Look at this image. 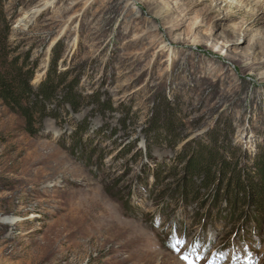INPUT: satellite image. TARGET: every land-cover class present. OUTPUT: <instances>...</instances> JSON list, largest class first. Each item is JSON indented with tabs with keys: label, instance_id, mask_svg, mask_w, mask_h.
I'll return each mask as SVG.
<instances>
[{
	"label": "rangeland",
	"instance_id": "obj_1",
	"mask_svg": "<svg viewBox=\"0 0 264 264\" xmlns=\"http://www.w3.org/2000/svg\"><path fill=\"white\" fill-rule=\"evenodd\" d=\"M0 35L59 86L34 134L0 101V264H264V0H0Z\"/></svg>",
	"mask_w": 264,
	"mask_h": 264
},
{
	"label": "trees",
	"instance_id": "obj_2",
	"mask_svg": "<svg viewBox=\"0 0 264 264\" xmlns=\"http://www.w3.org/2000/svg\"><path fill=\"white\" fill-rule=\"evenodd\" d=\"M3 40L0 35V47L2 51H4L5 46ZM26 59L25 61L23 60V64H19L18 59L12 60L8 64L6 59L0 61L2 67L7 64V66H4V71L0 66V101L12 112L23 117L28 130L31 134H34L36 132L33 131L34 124H40L43 120L45 104H50L55 99L59 86L55 74L50 73L36 89H33L31 87L32 68L28 69L24 66L27 63ZM69 95L71 97L69 99L66 97V102L75 106L76 104L73 101L75 96L71 92ZM35 114L39 116L36 117ZM168 144H172V141H169ZM181 159L183 161L188 160L187 184L191 187V191L208 188L213 184L214 179L219 173L217 170V157L210 156V154H193L188 151ZM220 173L222 172L220 171ZM226 173H229L228 169ZM226 173H222L221 177L224 178ZM254 181L255 192L260 203L263 205L264 172L260 173Z\"/></svg>",
	"mask_w": 264,
	"mask_h": 264
},
{
	"label": "bare ground",
	"instance_id": "obj_3",
	"mask_svg": "<svg viewBox=\"0 0 264 264\" xmlns=\"http://www.w3.org/2000/svg\"><path fill=\"white\" fill-rule=\"evenodd\" d=\"M30 217H34V216L31 215ZM30 217H29V218H30ZM19 221H20V219H16V218H15V219H11V220L8 219V218H4V219H2L0 222H1L2 224H12V225H13V224H16V223L19 222Z\"/></svg>",
	"mask_w": 264,
	"mask_h": 264
},
{
	"label": "snow or ice",
	"instance_id": "obj_4",
	"mask_svg": "<svg viewBox=\"0 0 264 264\" xmlns=\"http://www.w3.org/2000/svg\"><path fill=\"white\" fill-rule=\"evenodd\" d=\"M186 259V258H185Z\"/></svg>",
	"mask_w": 264,
	"mask_h": 264
}]
</instances>
